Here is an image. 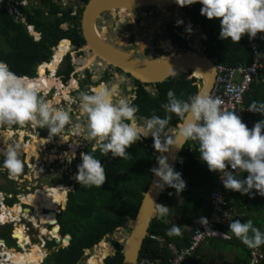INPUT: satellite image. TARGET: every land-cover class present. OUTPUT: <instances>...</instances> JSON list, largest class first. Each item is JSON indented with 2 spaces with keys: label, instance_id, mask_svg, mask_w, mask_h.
<instances>
[{
  "label": "trees",
  "instance_id": "16d2710c",
  "mask_svg": "<svg viewBox=\"0 0 264 264\" xmlns=\"http://www.w3.org/2000/svg\"><path fill=\"white\" fill-rule=\"evenodd\" d=\"M27 1L26 5H19L21 15L17 18L9 13L5 2L0 0V62L6 63L14 73L20 76L34 74L36 64L49 58L51 47L57 44L62 37L70 36L69 33H64L59 26L67 17V11L60 4L55 0H39L38 4H34L33 0ZM81 1L86 2L87 0ZM201 8L202 5L197 3L186 7L185 10L192 22L199 25L207 35V40L204 42L205 53L219 64L235 65L251 61L252 54L248 48L247 35L243 36L239 43L220 39L219 19H207L201 15ZM63 12L64 16H60L59 14H63ZM23 19L26 22H23ZM27 24L35 26H33V31L35 28L36 35L39 34L38 31L42 33L40 39L36 40L29 33ZM75 34L78 41H84L81 34L77 32ZM173 36L176 43L187 48L185 40L177 34H173ZM66 44L69 45V42L65 40L57 49L55 48L52 69H55L68 51L69 46ZM52 64L53 61L50 63V68ZM46 66L48 64L43 63L39 68V77L45 75L44 68ZM158 87L159 92L155 95L146 90H140L135 102L139 108V115L147 118L157 115L163 118L165 111L162 105L168 102L167 93L170 90L178 99L184 101H188L199 90L198 80L189 78L187 74L172 76L164 82L158 83ZM254 101L264 102L263 82L253 83L245 94V122L252 126L264 120V115L248 111L249 105ZM169 115H171V120L168 131L171 128H176L177 124L182 122L175 114ZM149 142L151 143L153 140ZM197 148L198 144L190 140L184 145L181 151L182 157L178 159L174 168L177 172L182 173L186 188L179 194L175 189L169 187L163 192L161 205L169 207L168 213L163 216L157 214L152 220L149 235L142 246L141 257L162 255L166 261L169 255L166 243L175 242L178 246L187 245L193 233L194 219L210 214L209 195L219 181V172L209 171L207 165L200 160ZM127 152L126 159H113L111 153L106 157L102 155L101 163L105 167L106 181L101 188L94 186L85 188L78 184L75 192L70 194L61 224L62 232H69L72 235V240L67 247L48 255L43 264H82L85 249L92 248L103 237L108 234L112 235L118 227L126 226L128 220L136 216L143 193L152 180L151 170L157 167L156 157L159 154L151 144L145 142L134 143L127 149ZM235 175L243 179L247 177L248 173L240 171ZM222 187L224 188L223 184ZM224 191L228 206L236 208L239 214L233 221L237 219L241 222L252 220L253 225L264 232V197L256 194L253 198L225 188ZM253 191L255 192V190ZM52 219L51 215L50 221ZM173 226L180 228V235L171 237L167 235V231ZM220 230L230 238H210L190 259L195 264H213L208 255L212 250H216L214 255L217 258L221 257L219 264H250L255 249L248 248L233 236L229 232V225H221ZM52 234L59 237L58 234L53 232ZM151 235L158 239L151 238ZM13 237H15L14 231ZM0 243H4L2 238H0ZM113 243L117 251L114 255L106 258V263L121 264L123 246L117 240H114ZM51 245H55V242L52 241ZM258 250L263 254L259 264H264V245ZM231 253L233 254L232 258L222 259V255ZM187 264L190 263L187 262Z\"/></svg>",
  "mask_w": 264,
  "mask_h": 264
},
{
  "label": "clouds",
  "instance_id": "9594fccd",
  "mask_svg": "<svg viewBox=\"0 0 264 264\" xmlns=\"http://www.w3.org/2000/svg\"><path fill=\"white\" fill-rule=\"evenodd\" d=\"M2 1L8 11L9 8L16 7L15 13H9L17 18L21 15L19 5L27 4V0H15L16 4L11 0ZM176 3L181 7L200 3L201 15L209 20L219 19L222 40L239 43L245 35L255 39L258 33H264V0H176ZM23 22L26 20L23 19ZM183 23V20H178L177 26ZM33 26L27 24V29L31 31ZM187 31L190 33L191 28ZM47 95L48 89L41 82L17 75L6 63L0 62V125L10 128L13 125L30 124L33 128H46L49 136L59 135L67 142L60 133L70 121V111L55 107L52 100L46 99ZM79 99L80 117H86L87 122L88 133L85 139L95 141L103 156L111 153L113 159H126L127 149L134 143L141 138H153V147L161 154L156 157L158 166L151 170L158 178L154 183L155 188L162 191L169 187L178 194L186 188L182 173L177 172L169 163L168 156L163 155L175 146L168 131L171 120L169 114H175L183 122L179 135L184 138L185 143L190 140L198 144L200 160L207 165L209 171L221 174L225 189L253 198L256 194L264 197V120L249 129L236 112L223 110L220 99L207 94H196L184 101L170 90L167 93L168 102L162 105L165 116L143 118V124L138 123L139 108L132 100L120 97L113 88L104 84L89 92H82ZM248 111L264 115V102H252ZM0 156L3 157V168L10 175L23 171L19 144L7 143L6 147L0 148ZM66 157L68 163H71L75 159V153L71 156L66 154ZM80 159L82 163L77 165L76 181L85 188H101L106 181L105 167L101 160L89 152L80 153ZM237 169L248 173L247 177L241 179L234 175ZM168 210L169 207L158 205L157 211L161 216L166 215ZM238 215L237 211L224 226L229 225V232L245 246L261 253L258 248L264 245V232L255 227L252 220L233 221ZM198 222L208 225L206 218H201ZM220 226L219 234L210 238L229 239V235L223 233ZM167 235H180V228L171 227ZM253 257L252 253V259Z\"/></svg>",
  "mask_w": 264,
  "mask_h": 264
},
{
  "label": "flooded vegetation",
  "instance_id": "af4514ba",
  "mask_svg": "<svg viewBox=\"0 0 264 264\" xmlns=\"http://www.w3.org/2000/svg\"><path fill=\"white\" fill-rule=\"evenodd\" d=\"M88 2L89 0L86 2L81 0H77L76 2L69 0L68 5L64 8L67 11V17L59 26L64 33H69L70 36L62 37L58 40L57 44L51 47L49 58L36 64L34 74L25 75L29 78L37 79L39 77V68L43 63L50 64L53 61L55 48L60 42L65 40L69 42L70 47L68 51L56 65L55 69H52V71L48 66L44 68V74L46 76L54 77L51 86L48 87L46 99L52 100L57 108L70 111V121L60 133V135L66 138L67 142L59 135L53 137L49 136V132L46 128H33L30 124H25L23 126L13 125L10 128H5L0 125L1 146L6 147L8 142H15L20 145V148H25V146L30 148V151H23L19 157L23 161V171L17 175H10L7 169L3 168V157L0 156L1 217H7L3 212L5 208L11 214H19V216L20 213H26V208H30L34 212V206L24 202L22 198L34 195L37 191L45 190L50 196H54L55 192L57 195H62L57 200L49 203L46 207L42 206L40 211L41 222L38 218L36 219L37 224L33 222L34 220L28 212L27 215L31 217L28 216L30 219L22 216L23 218L20 220L21 223L17 222L19 226L23 225L29 228L28 232L32 234L31 238L28 236L31 246L32 239L37 236V240H35L37 242L34 244L41 245V247H39L45 250L46 253L44 257L40 256L37 251L33 253H31V251L29 252L36 256L40 264L44 263L48 255H51L61 248L67 247L72 240V235L69 232H62L63 226L61 224V218L63 212L67 209L70 194L75 192L79 184L75 177L77 174V165L82 163L80 153L89 152L94 155L95 158L102 161V154L99 150V146L95 141L85 139L88 129L86 117L82 118L79 114L78 105L80 102V94L82 92H89L92 88L104 84L113 88L120 97H127L135 104L141 89L146 90L152 95L159 92L158 83L142 82L123 68L107 63L99 56H92V53L86 49L87 41L83 31V12ZM171 7L172 9H170ZM186 7L171 5L161 9V7L156 6H140L133 9L131 13L122 12L121 9H116L114 11L107 10L97 16L94 27L106 41L125 52H132L141 59L146 57L155 58L158 54L171 56L175 53V49L177 53L194 49L197 50V48H199L205 53L206 47H204V42L207 40V35L201 30L199 25H195L192 22L191 17L186 15ZM80 9L82 10L80 11ZM157 11L165 16V20L156 22L158 25L156 24L154 28H151L147 24L148 19L151 16L154 19ZM59 15L64 16V12ZM178 20H183L184 23L177 26ZM188 28H191L190 33L187 31ZM195 29H198L200 34L204 37V40L199 44L200 46H198V43H195L193 37H191V39L187 38L191 36ZM35 30L34 28V32ZM75 32L81 34L84 41H78L76 34L74 35ZM29 33L33 34L36 40L40 39L42 36V33L39 31V36L35 34L36 32L33 33L32 30L29 31ZM173 34H177L185 40L184 43L187 45V48L176 43ZM165 42L168 43V49H166L167 47L163 44ZM195 44L197 45L195 46ZM169 48H171V51ZM73 52L75 53L74 55ZM86 53H88V58L93 57L89 63V59L85 58ZM72 81H74V85L71 86ZM58 83H60L59 87ZM137 117L139 118L138 123L143 122V118H147L138 113ZM8 135H10V138ZM1 136H4V138L1 139ZM41 139H43L44 142L41 141ZM1 140L4 142H1ZM150 140H153V138H141L136 143L145 142L153 146L154 141L150 143ZM36 142L41 143V145L37 148L35 153L34 145ZM1 146L0 148H2ZM93 148H95L96 151L93 152ZM73 153H75V159H73L71 163H68L66 154L67 156H71ZM158 154L160 155V153ZM53 204L54 207L48 209L51 208ZM11 206L14 207L11 208ZM19 207L23 209L20 213ZM51 215L53 218L52 221H50ZM3 220L8 221L6 218ZM0 222H2V218H0ZM8 224L9 223L0 224V226H2L0 231L4 230V226ZM41 227L46 228L45 233L41 232ZM56 227L58 228L57 233L59 237L53 236L51 232ZM69 236L71 237L70 240L65 243V239ZM9 237L10 239L13 237L12 224ZM0 238L6 243V238L2 237L1 233ZM15 239L16 243L14 248L20 251L19 254H16L18 258L20 254H24L25 251H23V247L20 246V243L19 245L17 243L19 241V236L15 237ZM58 240H60L61 247L55 250ZM52 241L55 242V245L51 246ZM54 246H56V248L51 249ZM107 247L108 244L105 243L103 245V253ZM48 250H51L52 253L49 254ZM86 252L85 249L84 256L91 253ZM92 255H94V252ZM107 257L104 258L105 264H107ZM84 263H89V261L83 262L82 264Z\"/></svg>",
  "mask_w": 264,
  "mask_h": 264
},
{
  "label": "water",
  "instance_id": "95a60500",
  "mask_svg": "<svg viewBox=\"0 0 264 264\" xmlns=\"http://www.w3.org/2000/svg\"><path fill=\"white\" fill-rule=\"evenodd\" d=\"M158 3H164L166 8L171 5L179 6L176 0H89L83 12V31L87 41L86 49L92 53V56H99L107 63L123 68L142 82L160 83L172 76L187 74L189 78H196L198 80L199 90L197 94L209 95L216 78V60L203 53L199 48L197 50L177 53L175 49V53L171 56L158 54L155 58L146 57L141 59L132 52H125L106 41L94 27L95 19L103 11L121 9V7L125 6L128 9L127 11L131 13L133 9L140 6L158 7ZM182 123H178L176 129H173L174 135L170 138L173 145L177 147L182 146L180 148L173 146L169 153L163 154L168 156L169 163L173 166L182 157L181 151L186 144L184 138L179 135ZM157 179L154 175L152 176L147 190L143 193L136 216L128 220L126 226L129 229V234L126 238L117 240L123 246L121 250L123 260L121 264L138 263L144 240L149 235L151 222L158 214L157 208L158 205H161V196L167 190V187L162 191L155 188L154 183ZM25 210L33 213V210L30 208H26ZM121 228L118 227L117 230ZM70 238V236L67 237V241ZM102 240L95 244L93 248L99 246ZM56 243L57 248L55 250L61 247L60 240ZM112 247L114 248V252L111 255H114L117 249L113 243ZM86 251L90 252L91 250L87 248ZM48 253L51 254L52 251L48 250ZM107 256L110 255L108 254ZM103 264H105L104 260Z\"/></svg>",
  "mask_w": 264,
  "mask_h": 264
},
{
  "label": "built area",
  "instance_id": "2783aa9c",
  "mask_svg": "<svg viewBox=\"0 0 264 264\" xmlns=\"http://www.w3.org/2000/svg\"><path fill=\"white\" fill-rule=\"evenodd\" d=\"M16 7L9 8L11 14L17 11ZM248 48L251 51L252 59L249 62L238 63L235 65L219 64L216 62V78L214 86L210 92L213 98H219L222 109L225 111H233L242 119L249 129L253 126L245 122V94L249 91L251 85L256 82L264 83V33H258L255 39H250L247 36ZM229 171H232L230 168ZM240 170L237 169L234 175ZM219 173V181L211 190L209 195L210 214L196 217L193 221V233L187 245L178 246L175 242H167L166 249L169 252L168 259L165 261L162 255L140 256L137 264H187L190 257L195 255L196 251L210 238L219 234V226L227 225L232 217L237 214L233 207L227 205L225 193L222 188V182ZM29 218L26 213H20L21 218ZM201 218L208 220V225H202L198 221ZM2 224V223H0ZM24 227V232L27 233L29 228ZM151 238L158 237L151 235ZM163 242V240H162ZM6 244L0 245V264H18L12 263L6 256L4 247ZM31 243L26 245L29 249ZM24 251V248H23ZM253 259L250 264H259L262 254L259 251L253 252ZM167 256V254H166Z\"/></svg>",
  "mask_w": 264,
  "mask_h": 264
},
{
  "label": "bare ground",
  "instance_id": "6f19581e",
  "mask_svg": "<svg viewBox=\"0 0 264 264\" xmlns=\"http://www.w3.org/2000/svg\"><path fill=\"white\" fill-rule=\"evenodd\" d=\"M159 5H157L158 7H161V9H163L165 7L164 3H158ZM163 6V7H162ZM128 9H126L125 6L121 7V11L122 12H127L129 13V11H127ZM112 11H114V9H112ZM92 22V21H91ZM93 25V23H92ZM31 29L33 30V27H31ZM101 35V34H100ZM102 36V35H101ZM64 41L60 42L63 43ZM59 44V45H60ZM59 45L57 47H59ZM68 45V44H66ZM70 47V45H68ZM56 47V49H57ZM55 49V50H56ZM120 49V48H119ZM169 50L171 51V48H169ZM93 57H89L88 59V63L91 62V59ZM54 65V59H53V64L52 66ZM48 67L50 68V64H48ZM45 71V69H44ZM54 78V77H53ZM52 76L51 77H48L46 75L42 76V77H38L36 80H38L39 82H41L43 85H45L47 88L49 86H51V82H53V79ZM59 84L58 83V87H59ZM55 85V84H54ZM129 86V85H128ZM131 86V85H130ZM2 148H4V146H1ZM62 195H57V193L55 192L54 193V196H50L45 190H40V191H37L36 194L34 195H30V196H27V197H23V201L26 202V203H30L34 206L35 208V211L33 213H29L28 211H26V214L28 212V214L32 217V219L34 220L33 222H36V219L38 218V220L41 222V218H40V211H41V208L42 206L46 207L49 203L57 200L59 197H61ZM54 207V204L52 205L51 208H48V209H52ZM23 211V209L21 207H19V213ZM3 212L5 214L6 219L13 225V231H14V234H15V237H18L19 236V233L21 234L20 238H19V241H20V244H21V247L24 248V251L25 253L24 254H20V256L17 258L15 256V254H13V252L9 249H14V251H16V253H20L19 250L15 249L14 247H4V251L6 252V256L9 260L12 261V263H18V264H40V261L37 260L36 256L35 255H32L30 254L29 252L31 251V253H33L34 251L31 250V246H30V249H26V245L30 243V238L28 237V235L24 232V227L23 225H20L19 224H16L14 223L15 221H18L19 220V214H14V213H10L5 209H3ZM28 215V216H29ZM29 216V217H30ZM30 217V218H31ZM29 218V219H30ZM28 219V218H27ZM8 221H5L6 223H8ZM4 222V221H3ZM14 223V224H13ZM40 228V227H39ZM57 227L51 231L55 234H58L57 232ZM17 231H18V234H17ZM46 231V228L45 227H41V232L42 233H45ZM56 231V232H55ZM58 237V236H57ZM42 239V238H41ZM3 240V239H2ZM4 241V240H3ZM19 241L17 242L18 245H19ZM67 242V241H65ZM4 244V243H3ZM1 245V244H0ZM33 245V244H32ZM103 245L104 243L100 246L101 248L99 249V251L95 252L93 257H98V259L101 261L102 263V260H103V256H104V253H103ZM38 249H37V253L44 257L45 255V251L40 248L39 246H37ZM108 249L109 246L105 249V254H107L108 252H110ZM108 251V252H107ZM105 257V256H104ZM97 259V258H96Z\"/></svg>",
  "mask_w": 264,
  "mask_h": 264
},
{
  "label": "rangeland",
  "instance_id": "374dc122",
  "mask_svg": "<svg viewBox=\"0 0 264 264\" xmlns=\"http://www.w3.org/2000/svg\"><path fill=\"white\" fill-rule=\"evenodd\" d=\"M11 1H13L15 4H16V1L15 0H11ZM34 1V4H38L39 3V0H33ZM56 2H58L60 5H61V7H63V8H65L66 7V5H68V2H69V0H55ZM71 1H77V0H71ZM25 2V1H24ZM26 3H28V1H26ZM170 9H172V7L170 8ZM154 10V9H153ZM163 20H165V16L164 15H161L160 14V12H158L157 11V13L155 14V17H154V19L152 18V16L148 19V22H147V24L149 25V27H151V28H154L155 26H156V22H160V21H163ZM158 25V24H157ZM32 32L34 33V31L32 30ZM191 37H193L194 38V40H195V43H198V46H200L199 44H201V41L202 40H204V37L200 34V31L198 30V29H195L194 30V32H192V34H191V36L190 37H187L188 39L190 38L191 39ZM163 44H165V47H167L166 49H168V43L167 42H165V43H163ZM197 44H195V46H196ZM75 53L73 52V55H74ZM88 56V53H86L85 54V58H88L87 57ZM52 67L53 66H51V70H52ZM53 71V70H52ZM72 85H74V81H72V83H71V86ZM48 89V88H47ZM140 124H143V122H141ZM173 129L175 130L176 128H172V129H170L169 130V138H172L173 137ZM8 137L10 138V135H8ZM2 138H4V136H1V139ZM148 138H152L151 136H149ZM8 140V139H7ZM9 141H10V139H9ZM1 142H4L3 140H1ZM44 142V141H43ZM8 143H10V142H8ZM40 145H41V143H38V142H36V144L34 145L35 146V153H36V151H37V148H39L40 147ZM1 146V145H0ZM27 150H29L30 151V148L29 147H26L25 146V148H20V156H21V154L23 153V151H27ZM37 156V155H36ZM15 206V205H14ZM14 206H11V208H13ZM1 210V209H0ZM1 213V212H0ZM158 215H159V213H158ZM161 216V215H160ZM0 218H2V222H0V223H6L3 219L4 218H6V217H1V214H0ZM4 221V222H3ZM44 222V221H43ZM54 222V221H53ZM8 225H6V226H4V230H1L0 231V233H1V235H2V237H5L6 238V247H15V243H16V239H15V237H13L12 239H10V237H9V234H10V229H11V223L8 221ZM45 223V222H44ZM14 224V223H13ZM0 229H2V226H0ZM56 232V231H55ZM32 233H33V231H32ZM30 238L32 237V234H29V232H27L26 233ZM129 234V229L127 228V226H124V227H122L121 229H119V230H116L112 235H107V236H105V237H103V240H102V242L100 243V245L99 246H97L96 248H90V254L88 253V252H86V253H88L87 254V256L85 255L83 258V262H88L89 261V263H84V264H101V262H100V260L98 259V257H93V252L95 253L96 251L98 252L99 251V249L101 248L100 246L104 243H106V244H108V246H109V248L110 249H108L110 252H108L107 254H105V251H104V256H107L108 254L109 255H111L113 252H114V248L112 247V243L114 242V240H119V239H121V238H126L127 237V235ZM20 236H21V234L19 233V238H20ZM37 238V236L35 237V238H33L32 239V243H33V245L31 246V250L32 251H34V252H36L37 251V249H38V247L37 246H40L41 247V245H35L34 243H36L37 241H35V240H37L36 239ZM19 243H20V241H19ZM66 243V242H65ZM1 245L3 244V243H0ZM114 244V243H113ZM20 246H21V244H20ZM52 246V245H51ZM54 248H56V246H54V247H52L51 249H54ZM12 252H13V254H15V256H16V254H18V253H16V251H14V249H11V248H9ZM44 250V249H43ZM45 251V250H44ZM217 251L216 250H212V252H210V254H209V251H207V254H209L208 256H209V258H210V261L213 263V264H219L221 261H220V259H221V257L220 258H217V256H215L214 254L216 253ZM46 253V252H45ZM92 255V256H91ZM104 256H103V260H104ZM223 256V258L222 259H226V258H232V256H233V254L231 253L230 255H222ZM102 260V261H103ZM200 263V262H199Z\"/></svg>",
  "mask_w": 264,
  "mask_h": 264
},
{
  "label": "crops",
  "instance_id": "0c3cea01",
  "mask_svg": "<svg viewBox=\"0 0 264 264\" xmlns=\"http://www.w3.org/2000/svg\"><path fill=\"white\" fill-rule=\"evenodd\" d=\"M32 244H33V243H32ZM188 263H190V264H195V262H194L193 260H191V259L188 261Z\"/></svg>",
  "mask_w": 264,
  "mask_h": 264
}]
</instances>
